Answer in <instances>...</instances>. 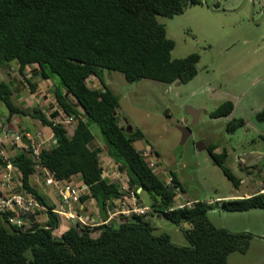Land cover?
<instances>
[{
	"label": "trees",
	"instance_id": "obj_1",
	"mask_svg": "<svg viewBox=\"0 0 264 264\" xmlns=\"http://www.w3.org/2000/svg\"><path fill=\"white\" fill-rule=\"evenodd\" d=\"M198 4V0H0V69L16 62L22 74L26 66L38 65L40 78L56 83V103L74 122L69 128L52 124L42 110L17 106L11 84L1 81L6 121L15 115L29 116L51 128L54 142L41 149V165L58 180L79 175L88 187L81 202L93 200L103 220L94 227L70 226L58 236L63 218L51 212L53 206L32 184L28 153H18L10 162L21 173V188L32 192L48 210L45 218L23 227L9 224L0 213V264H228L232 253H247L254 235L216 228L207 213L214 207L229 213L264 210V192L222 201L220 207L201 201L173 207L176 194L184 192L175 173L169 172L172 187H168L152 171L147 157L134 146L146 142L145 135L140 129L128 130L120 121L118 97L103 81L104 70L120 73L129 83L191 81L197 75L199 54L173 59L175 43L157 17L179 16ZM90 77L101 88L90 87ZM233 109V103L225 101L209 116L227 117ZM255 118L264 122V108ZM91 124L98 127L103 144L96 141ZM244 126L242 119H233L226 131ZM213 150L207 148L210 159L238 188L240 180L225 166L226 152ZM103 156L125 176L138 204L146 193L150 209L146 215L108 218L125 192L119 181L104 176ZM155 165H159L157 158ZM155 216L179 227L187 245L173 243L165 233L155 234Z\"/></svg>",
	"mask_w": 264,
	"mask_h": 264
},
{
	"label": "rangeland",
	"instance_id": "obj_2",
	"mask_svg": "<svg viewBox=\"0 0 264 264\" xmlns=\"http://www.w3.org/2000/svg\"><path fill=\"white\" fill-rule=\"evenodd\" d=\"M198 1L200 4L188 7L179 16L157 17L166 29L167 38L175 43L171 52L173 59L199 54L197 75L191 81L163 84L143 79L129 83L120 73L106 70L103 81L118 97L120 121L126 127L142 131L146 142L140 145L148 143L154 148L159 155L158 166L175 173L190 198L208 201L219 193L228 196L234 191L233 185L208 156L209 144L218 146L219 152H226L225 166L238 179L248 178V175L237 165L235 153L251 148V139L255 140V147H264L261 138L264 122L255 118L264 108V0H253L252 17L251 4L249 2L246 8L244 0H218V10H237L229 13L212 12L208 5L213 0ZM89 86L94 85L89 82ZM225 101L234 105L230 116L210 118L209 114ZM189 109L199 112L196 123L187 113ZM233 119H242L245 126L229 133L226 125ZM183 120L186 121L182 125ZM25 126L37 128L32 124ZM179 126L189 128L190 135L184 141L177 129ZM90 129L96 141L103 144L98 127L91 124ZM205 157L208 162L202 164ZM104 158V169L112 168ZM159 178L164 182L161 175ZM141 196L148 204L146 193ZM215 215L216 219L212 214L208 216L214 224L221 221ZM153 223L155 234L165 233L173 243L187 245L179 227L156 216ZM67 226L68 222L64 221L60 228L65 231ZM263 262L264 242L250 246L245 255L232 253L228 257V264Z\"/></svg>",
	"mask_w": 264,
	"mask_h": 264
},
{
	"label": "crops",
	"instance_id": "obj_3",
	"mask_svg": "<svg viewBox=\"0 0 264 264\" xmlns=\"http://www.w3.org/2000/svg\"><path fill=\"white\" fill-rule=\"evenodd\" d=\"M261 12V10L259 11ZM14 72V73H11ZM7 82L11 84L13 89V101L14 103L22 107L26 110H32L34 108H38L42 110V112L47 116V118L52 122L61 121L65 118V114L56 103L55 91L57 89V85L52 79H41L39 76V67L36 64L26 66L22 71V74L19 72L18 65L16 62H12L9 64V67L6 69H0V82ZM89 82L94 86L92 88L99 89L101 86L99 81L90 77L87 80V84ZM33 85V86H31ZM8 111L6 107L0 103V128L1 125L7 123L10 125L12 131H28L30 133H40L42 135V139L49 145L53 143V134L50 127L42 125L37 119H32L29 116H18L15 115L11 118V121H6V115ZM230 116V115H229ZM228 117V116H227ZM186 121V120H185ZM183 120V123L185 122ZM28 124L35 125L37 128H28ZM42 127V129H40ZM143 141H137L134 143V146L137 150L143 151L144 149L151 148L152 151L156 152L154 148L145 143V146L140 145ZM252 147L249 149H244L235 153L236 163L240 169H245V173L248 175V178L239 179L240 184L238 188H234L232 194L226 196L225 194H217L215 199L211 198L208 201H202L199 197L194 199L190 198L187 195V192H178L174 198V206L188 202H206L208 204H216V207H220V203L222 201L234 200V199H242L248 198L252 195L264 192V147L257 148L255 147V140L251 139ZM139 144L140 146H138ZM214 147L213 152L215 154H220L219 147L214 146L213 144H209L208 147ZM207 147V148H208ZM6 149L10 151V149L6 146ZM157 153V152H156ZM200 156V153H198ZM209 156V154H208ZM105 156H103V160ZM159 158V155L157 159ZM239 160H242L244 163L241 164ZM208 162L206 157L202 160V164ZM200 163L198 167H200ZM169 172H172L169 170ZM178 179V178H177ZM32 184L38 188L40 193L45 198L46 202L51 205H55L59 198L56 194L47 189L43 188L40 183H36L34 180H31ZM69 181L75 186H82V182L79 178V175H75L69 179ZM144 198L141 197L140 202L143 205L145 204ZM116 206V202H115ZM78 207V212L83 216H88L94 224L99 225L103 221L101 215L98 213L96 209L95 202L91 199L81 202ZM212 214L214 219H216L217 214L221 221H216L215 224L211 222L216 228H224L231 232H249L253 234L256 238L252 241L251 246H257L259 244H263L264 242V210H250L246 212H235L228 213L219 208H213L209 210L207 215ZM214 214V215H213ZM118 215H113V213H108V218L111 219ZM64 222V220H63ZM69 226H67V229ZM61 229V228H60ZM66 231V230H65ZM64 231L59 230L58 236L62 234ZM264 263V262H263ZM262 263V264H263Z\"/></svg>",
	"mask_w": 264,
	"mask_h": 264
},
{
	"label": "built area",
	"instance_id": "obj_4",
	"mask_svg": "<svg viewBox=\"0 0 264 264\" xmlns=\"http://www.w3.org/2000/svg\"><path fill=\"white\" fill-rule=\"evenodd\" d=\"M73 122L71 117L65 115L63 120L54 121L52 124H62L69 128ZM45 144L46 142L42 139L40 133L12 131L9 124L4 123L1 125L0 213L7 217L9 224L18 227L29 226L32 220L39 222L41 218H45L44 214L48 210L47 207L41 204L32 192L21 188V173L10 162L11 158L24 151L28 153L33 166L31 180L40 183L43 188L53 191L59 198L58 202L54 206L52 205L51 212L67 221L69 227L76 225L86 227L96 226L88 216L81 215L77 209V206L81 204V196L88 193V187L85 185L75 187L69 180H58L50 170L41 165L40 152ZM6 146L10 151L6 149ZM142 153L147 157L152 171L157 175L162 174L166 179L165 184L172 186L171 177L167 176V173L163 172L158 166L156 167L155 159L150 149H145ZM239 161L241 164L244 163L242 160ZM104 164V176H108L111 180L119 181L122 185V190L125 192V197L116 202L113 215H146L150 210L149 207L137 203L134 191L129 188L125 176L113 168L104 169ZM193 204V202L185 201L176 207H191Z\"/></svg>",
	"mask_w": 264,
	"mask_h": 264
},
{
	"label": "water",
	"instance_id": "obj_5",
	"mask_svg": "<svg viewBox=\"0 0 264 264\" xmlns=\"http://www.w3.org/2000/svg\"><path fill=\"white\" fill-rule=\"evenodd\" d=\"M215 2V0L214 1H212V2H210V4H209V8H210V10L212 11V4ZM246 3V0L244 1V4ZM252 3V2H251ZM237 11V10H236ZM236 11H234V12H236ZM224 12H227V11H224ZM228 12H233V11H228ZM252 13H253V8H252V5H251V7H250V16L252 17ZM187 113L194 119V123H196V121H197V115L199 114V112L197 113L196 111H194L193 109H189L188 111H187ZM193 123V124H194ZM130 126H128V130H130ZM177 129L181 132V135H182V141H184V140H186L187 139V137H189V135H190V131H189V128L188 127H184V126H179V127H177ZM23 142H25L26 143V141L25 140H23ZM157 157V156H156ZM141 189H139L138 190V192L140 191Z\"/></svg>",
	"mask_w": 264,
	"mask_h": 264
},
{
	"label": "flooded vegetation",
	"instance_id": "obj_6",
	"mask_svg": "<svg viewBox=\"0 0 264 264\" xmlns=\"http://www.w3.org/2000/svg\"><path fill=\"white\" fill-rule=\"evenodd\" d=\"M214 1V0H213ZM218 0H215V2L212 4V12H217V13H227V12H224V11H226V10H218L219 9V4H218V8H214V6H215V4H217V3H219V2H217ZM245 1V0H244ZM243 1V2H244ZM212 2V1H211ZM249 2H250V4L252 5V8H254L253 7V0H246V3L244 4L245 5V7L247 8V6L249 5ZM252 2V3H251ZM247 5V6H246ZM209 6V5H208ZM209 8V7H208ZM210 9V8H209ZM261 10V9H260ZM234 11H236V10H234ZM233 11V12H234ZM229 13V12H228Z\"/></svg>",
	"mask_w": 264,
	"mask_h": 264
},
{
	"label": "clouds",
	"instance_id": "obj_7",
	"mask_svg": "<svg viewBox=\"0 0 264 264\" xmlns=\"http://www.w3.org/2000/svg\"><path fill=\"white\" fill-rule=\"evenodd\" d=\"M150 149V151H151V154H152V156H153V153L155 154V152L154 151H152L151 150V148H149ZM145 150V149H144ZM143 150V151H144ZM154 157V159H156L157 157L156 156H153ZM160 168V167H159ZM161 169V168H160ZM163 172H166L167 173V176H170V174L168 173V171L167 170H163V169H161ZM159 175H161L163 178H164V183H166V179H165V177L162 175V174H159ZM158 175V176H159ZM168 187H172V186H168ZM173 207H176V206H174V204H173Z\"/></svg>",
	"mask_w": 264,
	"mask_h": 264
}]
</instances>
